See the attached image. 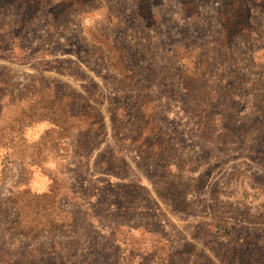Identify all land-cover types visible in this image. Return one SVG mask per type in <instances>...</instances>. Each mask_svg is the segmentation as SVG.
Here are the masks:
<instances>
[{
    "label": "rangeland",
    "instance_id": "374dc122",
    "mask_svg": "<svg viewBox=\"0 0 264 264\" xmlns=\"http://www.w3.org/2000/svg\"><path fill=\"white\" fill-rule=\"evenodd\" d=\"M33 6L0 0V264H264V0Z\"/></svg>",
    "mask_w": 264,
    "mask_h": 264
},
{
    "label": "trees",
    "instance_id": "16d2710c",
    "mask_svg": "<svg viewBox=\"0 0 264 264\" xmlns=\"http://www.w3.org/2000/svg\"><path fill=\"white\" fill-rule=\"evenodd\" d=\"M25 2H26V5H28L29 3H31V4L34 3L33 8H35L39 4V0H25ZM21 10H22V15L24 17L28 16L29 18H31L33 16V14H35V12H33V10H30V9L28 11H26L25 8H23Z\"/></svg>",
    "mask_w": 264,
    "mask_h": 264
}]
</instances>
